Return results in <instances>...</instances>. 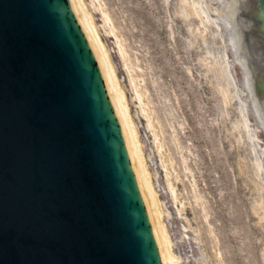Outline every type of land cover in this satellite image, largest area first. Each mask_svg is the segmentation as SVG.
<instances>
[{
	"label": "water",
	"instance_id": "1",
	"mask_svg": "<svg viewBox=\"0 0 264 264\" xmlns=\"http://www.w3.org/2000/svg\"><path fill=\"white\" fill-rule=\"evenodd\" d=\"M264 140V0H218ZM0 264H173L78 0H0Z\"/></svg>",
	"mask_w": 264,
	"mask_h": 264
},
{
	"label": "rangeland",
	"instance_id": "2",
	"mask_svg": "<svg viewBox=\"0 0 264 264\" xmlns=\"http://www.w3.org/2000/svg\"><path fill=\"white\" fill-rule=\"evenodd\" d=\"M201 1L206 24L182 0H85L127 96L175 253L184 264H264V140L224 15L215 12L220 3ZM135 72L162 154L135 99Z\"/></svg>",
	"mask_w": 264,
	"mask_h": 264
},
{
	"label": "bare ground",
	"instance_id": "3",
	"mask_svg": "<svg viewBox=\"0 0 264 264\" xmlns=\"http://www.w3.org/2000/svg\"><path fill=\"white\" fill-rule=\"evenodd\" d=\"M182 1H183V3L190 6L191 13H193V14H195L201 18V23L206 24L207 22H209L208 12L204 9L201 0H182ZM78 2H79V5L81 7V10L83 12V15L85 17V20L87 22V25L89 27L90 33H91L93 39L95 40L96 44L98 45V48L102 54L105 67H106L107 72H108V79L110 81V84H111L113 93L115 95L116 101L118 103L120 112L123 115L126 128L129 132V136H130V140H131V143L133 146V150H134V153H135L141 174L143 176L149 197L151 199V202H152L158 223L160 225L166 246L168 248L172 263L173 264H184V263H182L183 261H181L180 257H178L179 253L177 252L176 247H175V251L178 255L174 251V243H173L172 237L169 233V230H168L166 223L164 222V218H163L164 212H163L162 203H161L159 194L155 188L153 176H152V173L149 169L147 159L145 157L143 147H142V143H141V140L139 137V133H138L137 127L134 123L133 117L131 115L129 102H128L127 96L125 94V91L123 89V86L121 85V82L117 76V73H116L115 67L111 61V57L109 55V52H108L105 44L103 43L102 39L100 38L99 32H98L96 24H95L94 17L92 15V13L90 12L89 7L87 6L85 0H78ZM219 7L217 9H215V12L220 14V11H221V14H223L221 6H219ZM103 15H104L105 23L111 25L112 20L109 17L110 15H108V13H106L105 11H103ZM112 25H113V23H112ZM113 26H111L110 32L113 33L117 39L116 41H117V45L119 48V52H120L122 58L124 59L126 67L136 71L135 64L132 63L131 57L129 55V52L126 49V46L124 45V42H122V40L116 35V33H115L116 31H115V28ZM129 71L131 74L132 71L131 70H129ZM132 73H134V72H132ZM131 82L133 83V88L135 91V99L138 100L139 107L141 108L140 110H141L143 116H145L147 119V123H148L147 127L152 130V134L154 136V141H155L154 143H156V147H157L158 151L160 152V154H162V151H163L165 146H164V142L162 141L161 136L159 134L160 133L159 130H156V127H158L157 124L159 122H158L157 118L155 117L154 110H152L150 108L151 102L149 101V99H147V98H149V97H147V95H148L147 90L143 87L142 81H141L138 73H136V75L132 76ZM224 94H225L226 101H228L229 94L226 90L224 91ZM156 122H158V123L156 124ZM162 162H163V166L165 167L164 169H167L166 161L162 160ZM169 162H171V165L173 164L172 163L173 161L169 160ZM184 162L186 163V159H184ZM257 166H258V170L262 169L260 164ZM165 174L168 177L167 183H168L169 188H170L169 190L171 191L175 201H177L178 197H177L176 190L172 184L173 181L172 182L170 181V177H171L170 174H172V172L170 173V172L166 171ZM181 205L183 208L184 203L181 202Z\"/></svg>",
	"mask_w": 264,
	"mask_h": 264
}]
</instances>
